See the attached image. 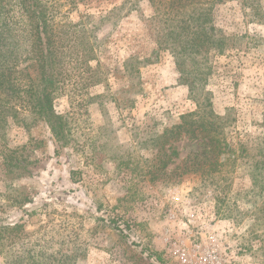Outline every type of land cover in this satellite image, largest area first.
Masks as SVG:
<instances>
[{
  "label": "rangeland",
  "instance_id": "374dc122",
  "mask_svg": "<svg viewBox=\"0 0 264 264\" xmlns=\"http://www.w3.org/2000/svg\"><path fill=\"white\" fill-rule=\"evenodd\" d=\"M61 1L65 85L54 107L69 142L61 148L29 113L0 137V225L19 226L15 262L264 264V0L217 5L228 50L187 63L190 72L212 66L204 88L229 117L224 164L201 171L192 169L198 141L160 150L165 129L198 106L157 45L149 1Z\"/></svg>",
  "mask_w": 264,
  "mask_h": 264
},
{
  "label": "trees",
  "instance_id": "16d2710c",
  "mask_svg": "<svg viewBox=\"0 0 264 264\" xmlns=\"http://www.w3.org/2000/svg\"><path fill=\"white\" fill-rule=\"evenodd\" d=\"M80 1L83 2L78 0V3ZM148 1L155 11L157 45L175 57L181 80L189 86L191 98L198 106L196 112L183 115L181 123L165 129L160 137L163 139L160 150H164L167 140L178 142L186 136L189 140L198 141L201 148L192 163L193 171H201L206 166L216 169L224 164L222 158L228 149L225 124L229 117L215 113L211 93L204 88L212 66L199 69V72L197 69L190 72L186 66L187 63L191 66L207 65L212 53L222 55L228 50L230 40L220 35L216 28L214 10L229 0ZM62 4L61 0H0L2 139L10 119L29 113L49 126L61 148L69 142L71 127L68 118L59 115L54 107L55 94L65 85L61 71L63 45L60 34L63 23L59 19L64 17ZM262 18L264 20V12ZM138 64L136 59L132 73L139 76ZM71 176L73 182L80 181L77 171H73ZM18 229L17 224L0 225V256L7 257L5 264H26L22 259L15 262L14 233ZM7 246H10L9 250Z\"/></svg>",
  "mask_w": 264,
  "mask_h": 264
},
{
  "label": "built area",
  "instance_id": "2783aa9c",
  "mask_svg": "<svg viewBox=\"0 0 264 264\" xmlns=\"http://www.w3.org/2000/svg\"><path fill=\"white\" fill-rule=\"evenodd\" d=\"M205 264H219L215 258L211 256L205 258Z\"/></svg>",
  "mask_w": 264,
  "mask_h": 264
}]
</instances>
